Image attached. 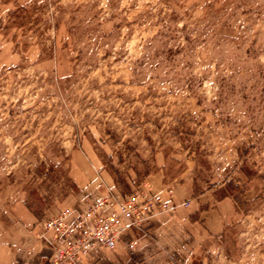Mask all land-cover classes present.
Masks as SVG:
<instances>
[{
    "label": "rangeland",
    "instance_id": "rangeland-1",
    "mask_svg": "<svg viewBox=\"0 0 264 264\" xmlns=\"http://www.w3.org/2000/svg\"><path fill=\"white\" fill-rule=\"evenodd\" d=\"M155 174L233 202L200 264H264V0H0V221Z\"/></svg>",
    "mask_w": 264,
    "mask_h": 264
},
{
    "label": "crops",
    "instance_id": "crops-1",
    "mask_svg": "<svg viewBox=\"0 0 264 264\" xmlns=\"http://www.w3.org/2000/svg\"><path fill=\"white\" fill-rule=\"evenodd\" d=\"M146 182L151 193L164 197L171 188L176 207L155 213L142 232L126 230L113 249L99 251L81 264L203 262L204 253L217 244L223 224L233 213L231 199L212 201L206 192L196 195L187 182L165 185L159 174ZM13 212L12 222L0 221V264H48L49 248L36 236L41 222L23 206Z\"/></svg>",
    "mask_w": 264,
    "mask_h": 264
},
{
    "label": "built area",
    "instance_id": "built-area-1",
    "mask_svg": "<svg viewBox=\"0 0 264 264\" xmlns=\"http://www.w3.org/2000/svg\"><path fill=\"white\" fill-rule=\"evenodd\" d=\"M175 207L171 192L166 197L148 189L120 199L106 196L42 221L36 236L49 248L48 264H81L99 251L113 249L126 230L142 232L155 213Z\"/></svg>",
    "mask_w": 264,
    "mask_h": 264
}]
</instances>
